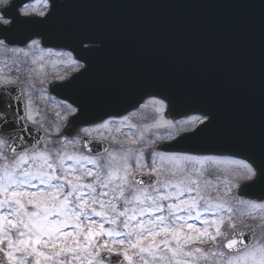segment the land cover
<instances>
[{
    "label": "snow or ice",
    "instance_id": "6c2138e0",
    "mask_svg": "<svg viewBox=\"0 0 264 264\" xmlns=\"http://www.w3.org/2000/svg\"><path fill=\"white\" fill-rule=\"evenodd\" d=\"M11 7V0H0V49L22 53V60H13L15 71L27 73L32 81L49 63L46 52L65 54L45 50L33 38L24 48H14L4 34L18 24L43 23L54 5L33 0L9 19ZM66 55L72 66L83 67ZM0 84L7 92L6 86L18 85L19 78L0 75ZM30 91H35L34 84ZM163 103L151 101L156 113L163 111ZM66 107L70 113L78 111L71 104ZM38 114L31 99L20 116L12 100L0 96V264H105V252L115 253V264H264V242L255 238L260 226L245 225L253 238L244 243L237 239L243 229L236 224L245 215L264 211V203L232 194L233 188L264 176V166L192 151H161L142 131H130L120 141L111 135L113 130L137 127L128 116L119 123L109 117L94 126L103 130L102 139L119 147L93 155L85 151L93 131L89 127L72 139L29 140L28 123L37 124ZM209 123L206 114L175 123L165 120L172 132L163 139L178 143L199 135ZM160 125L156 120L155 126ZM212 171L224 175L222 193L220 175L215 183L208 178ZM144 175L151 179L139 178ZM225 223L230 232L224 231Z\"/></svg>",
    "mask_w": 264,
    "mask_h": 264
},
{
    "label": "water",
    "instance_id": "95a60500",
    "mask_svg": "<svg viewBox=\"0 0 264 264\" xmlns=\"http://www.w3.org/2000/svg\"><path fill=\"white\" fill-rule=\"evenodd\" d=\"M27 1L13 0L8 17L18 15V7ZM52 4V14L43 23L18 24L4 35L12 46L39 38L43 46L69 49L82 60L87 54L96 56L95 71L87 65L48 87L79 108L72 124L85 116L81 105L93 117L100 115L87 121L94 123L124 115L146 98L157 97L165 102L164 115L173 122L191 114L210 116L199 135L159 149L231 156L264 166V0H53ZM88 43L98 46L84 49ZM80 79L105 83L89 87V95L73 94L84 89L75 86ZM6 87L7 92L0 84V96L10 98L23 116L24 93L17 85ZM28 127L29 140L46 136L38 125ZM72 129L67 127L65 133L72 135ZM89 143L85 150L92 153L95 145L105 146ZM235 195L264 200V176L241 184ZM242 229L237 239L247 243L253 232ZM103 255L105 262L115 264V254Z\"/></svg>",
    "mask_w": 264,
    "mask_h": 264
},
{
    "label": "rangeland",
    "instance_id": "374dc122",
    "mask_svg": "<svg viewBox=\"0 0 264 264\" xmlns=\"http://www.w3.org/2000/svg\"><path fill=\"white\" fill-rule=\"evenodd\" d=\"M46 58L49 60V63L45 66V69L43 71V73L41 74V76L37 79H34L32 81H29L28 77H27V73L21 72L22 73V77L23 80H25L26 82V86L28 88L29 91V99L32 100V110L33 112H37L38 111V115L35 116V119L43 124L45 122V115H46V109L48 108L49 110L47 112H51V110L55 111L56 114V118H54L52 121H48L47 124L50 126V133H51V137L50 139L52 141H57L60 138L57 135V128L59 126V122L61 120V108L60 106L53 101L52 99H48L49 97L46 94H41V90L43 91L44 87V82L50 78H59L62 77L64 75H66L68 73V71L72 70L74 68V66H72L69 63V59H62V56H48L45 55ZM17 57H19L21 60L23 59V55L22 53H13V52H5L3 49H0V68H3V73H0V75H4L6 77H10L12 79H17L18 73H13V71H15V67L13 65V60L17 59ZM66 58V57H65ZM12 59V61H11ZM59 61H63L62 63ZM11 69V71H10ZM34 84L35 85V91H30V85ZM45 91V89H44ZM45 93V92H44ZM46 95V96H45ZM153 99H149L146 101L145 104H143V107H141L138 111L131 113L128 117H129V122L131 124L136 125V129H128L126 127H122V131L120 133H117L113 130V132L111 133V135L116 136L118 140L120 141H125L126 138L128 137L130 131H135L137 132V134L139 132H144V135L146 137V139L148 140H153L155 139L157 141V143L161 142V141H169L167 139H163V137H166L170 132H172V129L167 127L166 125L163 124V121H165V119L162 116V112L161 113H156L153 106L151 105V101ZM63 109L68 112L67 107H63ZM57 113H59V115H57ZM189 117H192L191 115L177 119L175 122L181 121V120H185ZM160 120L161 121V125L160 126H155V121L156 120ZM119 123V120L117 121ZM174 122V123H175ZM146 126H151V127H146ZM103 132V130H99L97 131L95 128H93L92 133L96 134V135H100V133ZM105 135H109L108 133H104ZM105 140V139H104ZM110 145H111V149L113 148H118L119 145L118 144H113L111 143L110 139L106 140ZM150 163V160H149ZM147 170V169H145ZM220 175V180L221 183L219 185V191L222 193L223 192V179H224V175L221 173H217L215 171H212L209 173L208 178L211 179L214 183L216 182V177L217 175ZM234 189L233 188V193H234ZM232 193V194H233ZM216 192L213 191L211 192V195L213 197L216 196ZM256 204H262V203H256ZM246 212L251 211V209H245ZM207 215H211V213H208ZM198 221H195V223H197ZM237 227H241V226H245V225H257L260 226V228H262V232L261 236H259V238L257 240L264 242V211L261 210H257V214L256 215H245L242 219H237L236 221ZM224 231L226 232H230L231 230L228 228L227 223H225L224 225ZM223 242V241H222ZM212 244H207V248H211Z\"/></svg>",
    "mask_w": 264,
    "mask_h": 264
},
{
    "label": "flooded vegetation",
    "instance_id": "af4514ba",
    "mask_svg": "<svg viewBox=\"0 0 264 264\" xmlns=\"http://www.w3.org/2000/svg\"><path fill=\"white\" fill-rule=\"evenodd\" d=\"M32 3V2H31ZM30 4V3H29ZM11 12H9V14H10ZM45 50H48V49H45ZM52 50V49H51ZM52 51H56V50H52ZM11 52V51H10ZM11 61H12V59H11ZM80 65H82L81 63H80ZM78 68H76L75 70H77ZM61 126H62V124H60V130H61Z\"/></svg>",
    "mask_w": 264,
    "mask_h": 264
}]
</instances>
